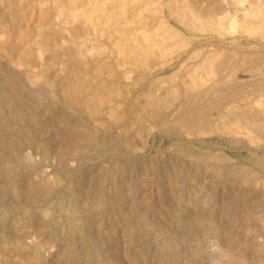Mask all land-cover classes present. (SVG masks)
Listing matches in <instances>:
<instances>
[{
	"label": "rangeland",
	"instance_id": "1",
	"mask_svg": "<svg viewBox=\"0 0 264 264\" xmlns=\"http://www.w3.org/2000/svg\"><path fill=\"white\" fill-rule=\"evenodd\" d=\"M220 1L223 36L170 19L193 47L174 61L216 49L237 85L264 82V41L233 20L264 0ZM81 15L0 0V264H264V97L235 108L257 131L169 129L168 112L148 119L142 94L173 71L122 69Z\"/></svg>",
	"mask_w": 264,
	"mask_h": 264
},
{
	"label": "bare ground",
	"instance_id": "2",
	"mask_svg": "<svg viewBox=\"0 0 264 264\" xmlns=\"http://www.w3.org/2000/svg\"><path fill=\"white\" fill-rule=\"evenodd\" d=\"M51 1L62 14L66 15L67 19L68 17L75 18L79 11L83 12L82 21L90 26L93 38L96 40L101 37L107 38L111 44V54L114 55L117 65L122 69L127 64L135 67L147 66L149 69L153 63V68L154 65L160 67L158 71L165 69L173 71L171 76L167 77L168 80L163 81L167 85L161 83V85H155V95L149 91L142 94L144 111L148 119L158 122L159 116H166L168 112V124L165 123L164 126L188 137L220 133L238 135L240 132L257 131L254 127L243 126L244 121L254 123L257 121L256 118L249 119L245 111L236 110L242 109V105L245 106L247 101L252 100L248 96L250 94L252 97H264V82H253L255 83L253 85L249 78V80L244 78L242 82L245 84L237 85L236 83L240 80L239 76L232 78L231 73H224L227 69V59L220 56L216 49L210 48L206 50L207 53L194 49L188 57L179 59L180 62L174 61L175 55L180 57L188 54L193 47L184 33L171 25L170 19L172 18L179 27L192 34L223 36L225 31L220 32L219 27L222 30L228 28L226 22L224 23L227 14L224 1L169 0L166 5L161 6L158 4L161 0ZM242 1L239 0L238 3ZM7 6L6 1L1 10L3 13L7 10ZM165 7L170 13L168 17L164 15ZM248 7L250 8L249 13L236 18L232 16L237 25L236 34H247L264 41V1L256 11L253 9L252 1H248ZM232 27L235 31L234 26ZM97 48L100 49V47ZM249 68L254 73L259 66H250L247 69ZM257 100H254L257 107L262 106L260 100ZM246 108L248 109L247 106ZM129 109V111L135 110L133 105ZM248 110L247 114H249ZM234 111H236L235 114ZM159 128L162 129V124ZM254 133V137L264 136V134ZM25 193L29 198L34 195L30 189H26Z\"/></svg>",
	"mask_w": 264,
	"mask_h": 264
}]
</instances>
